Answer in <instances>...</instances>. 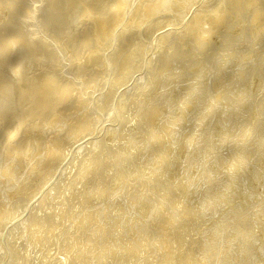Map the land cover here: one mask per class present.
I'll list each match as a JSON object with an SVG mask.
<instances>
[{
    "label": "bare ground",
    "instance_id": "6f19581e",
    "mask_svg": "<svg viewBox=\"0 0 264 264\" xmlns=\"http://www.w3.org/2000/svg\"><path fill=\"white\" fill-rule=\"evenodd\" d=\"M263 117L264 0H0V264H264Z\"/></svg>",
    "mask_w": 264,
    "mask_h": 264
},
{
    "label": "rangeland",
    "instance_id": "374dc122",
    "mask_svg": "<svg viewBox=\"0 0 264 264\" xmlns=\"http://www.w3.org/2000/svg\"><path fill=\"white\" fill-rule=\"evenodd\" d=\"M211 97H212V99H218L217 98V94H215V91L214 92H212V94H211ZM261 122L263 123L264 122V117H263V119L261 120ZM203 127V126H202ZM170 128H171V132H173L174 131V127L173 126H170ZM169 130V129H168ZM144 131H145V134H147L148 136H149V131H148V128L147 127H145L144 128ZM181 134V133H180ZM166 135L168 136L169 134L168 133H166ZM186 135V131L185 132H183V134H182V136H184V137H182L184 140L185 139H187L188 137H186L185 136ZM170 136H171V134H170ZM174 137V135H173V133H172V138ZM87 138H84V139H82L81 141H80V143L79 144H77V145H75V147L74 148H76V147H78V146H80V145H83V144H85V140H86ZM187 143V142H186ZM205 143V142H204ZM181 144L182 143H177L173 148L175 149V151L178 153V150L176 149L177 148V146H181ZM189 144V143H188ZM244 146V145H243ZM250 146V142H248V143H246V147H249ZM246 147L244 146V149H246ZM74 148H72V149H74ZM174 151V152H175ZM179 159H182L183 158V156L181 155V153H179ZM57 167V166H56ZM25 176H27V175H25ZM38 181V178H36L35 180H33V181H28L29 183H30V185H34V189H36L37 190V192L39 191V187L40 186H38V185H35V183ZM132 184H130L131 186H134V184H135V181H132L131 182ZM47 187V186H46ZM45 187V188H46ZM139 188H141V187H139ZM117 189H120V187H117ZM88 196V195H87ZM125 197H126V194H125ZM4 198H6V196H4V197H2V199L1 200H3ZM39 200V198H36V199H34V201L30 204V207L31 206H33L34 204H36V202ZM85 200H87V198H85L84 199V201ZM91 200H94V199H92V197H91ZM20 202V200H18V201H15L14 202V204L16 203V205L18 204ZM93 205H97L98 207H103V203H102V201H95L94 203H91V204H88L87 205V207H90V206H93ZM15 206V205H14ZM29 207V208H30ZM26 209V213H24L23 215H21L20 217H18L15 221H14V223H16L18 220H20V219H22V218H24L27 214H30V213H32L33 212V210L32 209ZM95 208H97V207H95ZM45 211V210H44ZM43 211V212H44ZM47 213L49 212V211H46ZM19 213H21V211H19ZM8 216H10V215H8ZM18 215L17 214H13L12 216H10V219H13V218H16ZM22 217V218H21ZM247 216H245V218H246ZM245 218L244 217H240L238 220H235V221H230L231 223H233V224H231L229 227H231V228H233V225L234 224H236V223H243L244 224V221H245ZM153 229L155 230H153L156 234L157 233H159V234H162V233H166V232H168V230H166V231H164V232H160V230H158L157 231V227H153ZM57 231H58V229H56L55 230V232L54 233H57ZM37 232V231H36ZM153 244V243H152ZM154 245V248L156 247V248H158V249H162V247H159V245H158V243H156V244H153ZM162 246H163V244H162ZM172 248V251H174L175 250V248L172 246L171 247ZM158 249H157V252H153V254H154V256L157 254V253H160V252H158ZM56 251H57V249H56V247L55 246H50V247H46V249H45V251H44V260H48L49 261V259H51V258H53V257H55V255H56ZM161 254V253H160ZM168 254L170 255V256H173V255H175V254H170L169 253V251H168Z\"/></svg>",
    "mask_w": 264,
    "mask_h": 264
}]
</instances>
